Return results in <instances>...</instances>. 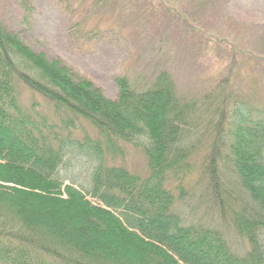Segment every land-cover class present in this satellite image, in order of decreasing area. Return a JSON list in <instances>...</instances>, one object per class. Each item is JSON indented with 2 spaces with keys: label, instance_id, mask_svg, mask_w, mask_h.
<instances>
[{
  "label": "trees",
  "instance_id": "trees-1",
  "mask_svg": "<svg viewBox=\"0 0 264 264\" xmlns=\"http://www.w3.org/2000/svg\"><path fill=\"white\" fill-rule=\"evenodd\" d=\"M18 82L61 123L64 115L67 127L83 120L101 138L102 147L88 141L80 148L95 162L86 193L58 178L67 142L24 110ZM115 83L109 99L0 23V264H264V112L222 98L214 116L216 107L180 99L164 71L145 84L124 76ZM206 133L215 137L205 147L203 196L244 249L212 224L183 225L172 216L184 192L175 196L167 184L182 186ZM120 143L141 149L146 177L108 165L105 152L121 153ZM24 189L49 194L58 214Z\"/></svg>",
  "mask_w": 264,
  "mask_h": 264
},
{
  "label": "rangeland",
  "instance_id": "rangeland-1",
  "mask_svg": "<svg viewBox=\"0 0 264 264\" xmlns=\"http://www.w3.org/2000/svg\"><path fill=\"white\" fill-rule=\"evenodd\" d=\"M165 1L167 9H176L177 17L164 10L161 0H0V23L16 32L32 51L60 61L109 99L116 97L117 78L145 84L164 71L180 99L204 104V109L216 107L214 116L223 108L216 103L222 98L264 112V0ZM16 92L24 110L41 125L53 126L62 143L67 142L58 178L65 186L73 184L86 193L94 162L81 149L88 141H100L103 146L97 132L83 120L67 127V115L61 123L46 101L21 82ZM214 137L204 135V145L192 156V168L182 186L169 183L167 188L175 196L177 188H183L184 196L174 207L183 225L212 224L225 231L229 244L240 247L234 248L237 251L247 244L214 218L203 196L210 153L205 147ZM119 149L115 156L105 152L110 167L148 175L140 148L120 143ZM85 198L92 205L100 204Z\"/></svg>",
  "mask_w": 264,
  "mask_h": 264
},
{
  "label": "bare ground",
  "instance_id": "bare-ground-1",
  "mask_svg": "<svg viewBox=\"0 0 264 264\" xmlns=\"http://www.w3.org/2000/svg\"><path fill=\"white\" fill-rule=\"evenodd\" d=\"M125 144V143H123ZM142 152V151H141ZM143 153V152H142ZM24 193L26 194H30L32 196H37V197H40L41 199H43V202H44V209L45 211H49L51 212L52 214L54 213V215L56 216L58 214V210L59 208H61V205L57 202H54L52 199H50V195L49 194H45L43 192H40V191H35V193L32 191H29L28 189H24L23 190ZM61 192H62V198L64 199L66 196H65V193H64V189L62 188L61 189ZM39 194V195H38ZM44 196V197H43ZM47 197V198H46ZM37 199V198H35ZM60 206V207H59ZM102 208L104 209L105 207L102 206ZM74 215V214H73ZM173 217H176L177 219L179 218V216L177 214H175V212L173 211V214H172ZM45 217V216H44ZM44 219H47L46 217ZM180 220V218H179ZM139 235V234H138Z\"/></svg>",
  "mask_w": 264,
  "mask_h": 264
}]
</instances>
